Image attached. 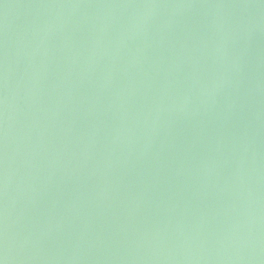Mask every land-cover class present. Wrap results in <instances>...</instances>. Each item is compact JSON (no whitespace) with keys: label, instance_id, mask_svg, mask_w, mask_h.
I'll return each mask as SVG.
<instances>
[{"label":"water","instance_id":"1","mask_svg":"<svg viewBox=\"0 0 264 264\" xmlns=\"http://www.w3.org/2000/svg\"><path fill=\"white\" fill-rule=\"evenodd\" d=\"M2 264H264V0H0Z\"/></svg>","mask_w":264,"mask_h":264},{"label":"snow or ice","instance_id":"2","mask_svg":"<svg viewBox=\"0 0 264 264\" xmlns=\"http://www.w3.org/2000/svg\"><path fill=\"white\" fill-rule=\"evenodd\" d=\"M0 264H2V261H0Z\"/></svg>","mask_w":264,"mask_h":264}]
</instances>
